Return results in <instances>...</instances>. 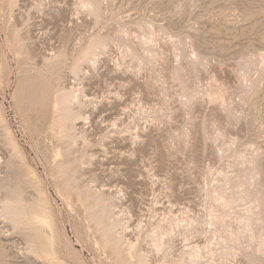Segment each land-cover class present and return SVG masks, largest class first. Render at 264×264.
<instances>
[{"label":"rangeland","instance_id":"374dc122","mask_svg":"<svg viewBox=\"0 0 264 264\" xmlns=\"http://www.w3.org/2000/svg\"><path fill=\"white\" fill-rule=\"evenodd\" d=\"M0 264H264V0H0Z\"/></svg>","mask_w":264,"mask_h":264}]
</instances>
